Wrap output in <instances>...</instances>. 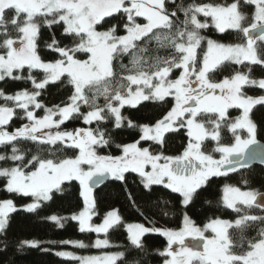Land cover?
Segmentation results:
<instances>
[{
    "label": "snow or ice",
    "instance_id": "snow-or-ice-1",
    "mask_svg": "<svg viewBox=\"0 0 264 264\" xmlns=\"http://www.w3.org/2000/svg\"><path fill=\"white\" fill-rule=\"evenodd\" d=\"M213 27L221 34L233 30L242 41L225 44L202 34ZM44 29L50 33L47 38ZM257 41L264 42V0H0V82L31 84V89L14 94L0 90L3 190L31 198L23 210L33 213L55 194H63L66 183H79L83 210L70 219L78 221L81 233H96L98 238L91 245L46 243L122 250L100 255L55 252L74 264H139L135 257L145 251L146 235L166 239L163 251L157 250L165 258L163 264H264V191L247 180V190L225 183L215 207L235 216H213L202 227L187 212L213 178L248 168L258 156L264 164V149L249 151L260 143L250 114L264 105V95L244 91L264 90V78L250 75L251 66L264 67V44L257 46ZM45 56L52 59L46 61ZM175 70H180L178 76ZM223 73L231 74L214 79ZM50 85L67 93L52 107L39 99ZM142 102L163 109L154 122L141 124L124 115L123 109H137ZM230 109L240 114L232 117ZM14 118L22 123L10 131ZM70 119L89 127L63 129ZM124 128L136 131L138 139L115 143L114 135ZM181 130H186L187 142L182 151L169 154L171 134ZM225 131L231 137L227 144ZM206 140L215 142L213 152L219 159L206 154ZM114 143L121 154H102ZM130 173L138 178V183L133 180L135 193L128 187ZM108 179L124 185L126 198L138 210V199L154 210L153 216H145L151 226L124 225L116 210L107 212L102 223H90L94 188ZM160 190H166L167 199H154ZM205 203L213 205L211 200ZM177 205L183 209L182 226H157L155 215L168 217ZM17 210L13 199L0 201V235H6ZM46 219L62 227L67 218ZM120 226L127 245H114L108 238L109 230ZM253 230L256 235L249 236ZM21 246L50 251L36 240L22 241Z\"/></svg>",
    "mask_w": 264,
    "mask_h": 264
},
{
    "label": "trees",
    "instance_id": "trees-1",
    "mask_svg": "<svg viewBox=\"0 0 264 264\" xmlns=\"http://www.w3.org/2000/svg\"><path fill=\"white\" fill-rule=\"evenodd\" d=\"M177 4L190 3L191 0H176ZM197 2H209V0H197ZM214 3L224 4L231 3L232 0H212ZM245 11H251V9H244ZM182 18V17H181ZM201 18V17H200ZM247 26V25H246ZM44 37L47 38L50 33L44 29ZM203 35L210 37L213 40L222 42L225 44H235L242 41V35L238 38L237 34L232 30H227L225 33H217L214 28L203 30ZM261 46V45H259ZM44 59L51 60V56H45ZM124 63L127 64L128 60L125 59ZM247 63V62H245ZM231 67L236 68L239 66L232 65ZM251 76L259 79L264 77V67L260 65H253ZM180 70H175V75ZM247 71V69H244ZM26 74V71H25ZM231 73L217 74L214 79H223L224 76L230 75ZM24 88L31 89V84H25L22 81L7 80L6 82H0V90H3L6 94H14L17 91L23 90ZM246 94L251 96H257L264 93V90L259 88H245ZM66 91L58 90L56 86L50 85L48 89L39 98L42 103L48 107L59 104L62 99H66ZM171 99V98H169ZM102 102V101H101ZM4 101L0 100V105H3ZM86 111V109H85ZM124 115L129 116L133 121L138 123H149L154 122L155 119L161 115L163 109L153 104L152 102H142L137 109L125 108L122 110ZM231 116H238L240 113L239 109H231ZM38 115L42 116L43 112L38 111ZM251 118L258 125V140L264 143V105H259L254 108L250 114ZM26 122V121H25ZM21 121L13 119L10 122L8 130H14L16 127L21 125ZM103 126V125H102ZM79 127H89L82 124V121L70 119L66 121L62 126L63 129L72 131ZM91 127L95 128L93 124ZM186 130H181L178 133L171 134V138L168 141L166 151L169 154H177L182 151V146L187 142L185 135ZM223 143L227 144L230 142V134L226 131L223 133ZM138 139V133L131 129L124 128L121 130L120 135H114L115 143H131ZM115 143L111 148H105L102 154L119 155L120 150L116 148ZM143 143V142H142ZM204 151L206 154L210 153L215 157H218V153L213 152L215 142L206 140L204 142ZM144 146H147L146 144ZM68 156L72 155V151L67 152ZM135 174H128V187L135 193L137 183H133ZM249 181V185L252 188L264 191V167L252 164L248 168L239 169L236 173H229L227 177L213 178L210 181V186L206 191H202L201 195L196 202L187 209L188 215L196 222L198 226H202L210 217L219 216L224 219H231L235 216L230 210L217 209L215 207V201L220 196L221 189L225 183L239 186L241 189H246L244 181ZM3 180H0V201L11 198L17 207V211L12 213L10 216L9 226L6 235H0V264H66L67 262L53 252L54 250H66L73 249L81 254H94L102 251H119L122 249L109 248V249H74L68 245H49L47 241H83L85 244L91 245L96 237L94 233H81L79 231L76 222L71 219H63L62 227L56 225L54 222L46 219L52 215L58 217H66L77 213L83 204L82 198L79 196V183L76 181L71 182L70 185L65 184V191L63 194H55L53 199L45 204L36 212L29 213L23 210V206L31 202V198L12 196L3 190ZM166 190H160L156 193L154 199L165 198L164 195ZM95 208L93 209L94 215L92 216L91 222H100L105 214L111 210L116 209L120 215L123 224L125 223H141L146 226H151L145 219V216H153L154 210L146 206V203L141 200H137L140 210L144 212V215L140 214V210L137 209L127 198L124 192V185L118 181L109 180L102 184L93 191ZM206 200L213 201V205L205 203ZM173 214L168 217L156 214L155 219L158 221L157 226L165 227L170 229H179L182 223V212L183 209L179 208V205L175 209H169ZM258 213V210H256ZM249 236H255L256 232L250 231ZM110 242L114 245H127V233L123 226L110 229L108 233ZM36 240L41 242L42 247L50 248V251H42L40 248H29L21 246L22 241ZM143 243L145 245L144 252H138L135 259L138 260L139 264H162L164 257L160 256L157 250L163 251L166 247L167 242L164 237L158 235H146L143 237Z\"/></svg>",
    "mask_w": 264,
    "mask_h": 264
},
{
    "label": "rangeland",
    "instance_id": "rangeland-1",
    "mask_svg": "<svg viewBox=\"0 0 264 264\" xmlns=\"http://www.w3.org/2000/svg\"><path fill=\"white\" fill-rule=\"evenodd\" d=\"M200 19H204L203 17H201ZM214 28V27H213ZM215 29V28H214ZM227 31V30H226ZM233 31V30H232ZM216 32L217 33H219L217 30H216ZM208 38H210V37H208ZM260 44H264V42H261V41H258L257 42V46H259ZM179 75V72H178V74H177V76ZM264 78V77H263ZM260 79V78H259ZM215 80H217V81H219L218 79H215ZM220 80H222V79H220ZM244 91H245V89H244ZM246 92V91H245ZM260 95H264V93H262V94H259V95H257V96H260ZM257 96H254V97H257ZM231 110V109H230ZM229 110V111H230ZM240 114V113H239ZM233 117H236V116H233ZM134 142V141H133ZM121 154V153H120ZM214 158H216V159H219V154H218V157H215V156H213ZM242 190H245V189H242ZM81 210H83V204H82V207H81V209L77 212V213H75V214H78ZM112 210H116V209H111V210H109V211H112ZM108 211V212H109ZM117 211V210H116ZM73 215V214H72ZM72 215H69V216H66V217H62V218H69L70 219V217L72 216ZM72 220V219H71ZM51 221V220H50ZM72 221H74V220H72ZM102 221H103V219L100 221V222H98V223H93V222H91L90 221V223H92V224H94V225H98V224H100V223H102ZM74 222H76L77 223V225H78V221H74ZM126 224H129V223H125L124 225H126ZM181 226H182V223H181ZM180 226V227H181ZM203 226V225H202ZM201 226V227H202ZM78 228H79V225H78ZM125 229V228H124ZM174 230H178V229H174ZM95 235H96V237H95V239H97L98 238V236H97V234L96 233H94ZM210 235V234H209ZM99 238H104L103 237V234H100V236H99ZM95 239H94V241H95ZM166 240V239H165ZM94 241H93V243H94ZM167 242V241H166ZM68 246H70L71 248H74L72 245H68ZM175 246V245H174ZM173 246V247H174ZM74 249H79V248H74ZM56 251H69V252H74V253H76V255H100V254H103L104 252H114V251H102V252H99V253H94V254H81V253H79V252H77V251H74L73 249H66V250H54L53 252L55 253ZM60 258V257H59ZM62 259V258H61ZM64 260V259H63ZM66 261V260H65ZM67 263L66 264H74V262H72V261H66ZM164 262V261H163ZM163 264V263H162Z\"/></svg>",
    "mask_w": 264,
    "mask_h": 264
},
{
    "label": "water",
    "instance_id": "water-1",
    "mask_svg": "<svg viewBox=\"0 0 264 264\" xmlns=\"http://www.w3.org/2000/svg\"><path fill=\"white\" fill-rule=\"evenodd\" d=\"M256 34H257V33H253V35H256ZM262 149H264V143L260 141V143H259L258 145L252 146V148H250L249 151L251 152V151L255 150V151H257V152H260V150H262ZM260 160H261V157L258 156L256 160H254V161L251 162L250 165H252V164H257V165H260V166L264 167V164H262V163L260 162ZM109 180H110V179L106 180L105 183L108 182ZM100 186H101V185H100ZM98 187H99V186H98ZM98 187H95L94 190H95L96 188H98ZM174 247H176V246H174Z\"/></svg>",
    "mask_w": 264,
    "mask_h": 264
},
{
    "label": "flooded vegetation",
    "instance_id": "flooded-vegetation-1",
    "mask_svg": "<svg viewBox=\"0 0 264 264\" xmlns=\"http://www.w3.org/2000/svg\"><path fill=\"white\" fill-rule=\"evenodd\" d=\"M258 42V41H257ZM260 45H262V44H260Z\"/></svg>",
    "mask_w": 264,
    "mask_h": 264
}]
</instances>
